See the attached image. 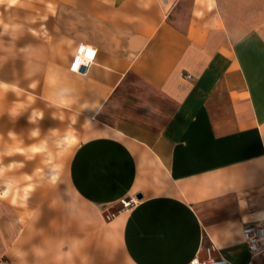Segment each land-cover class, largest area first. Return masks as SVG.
Segmentation results:
<instances>
[{
	"label": "crops",
	"instance_id": "obj_1",
	"mask_svg": "<svg viewBox=\"0 0 264 264\" xmlns=\"http://www.w3.org/2000/svg\"><path fill=\"white\" fill-rule=\"evenodd\" d=\"M42 2L13 10L23 29L0 37V83L84 130L69 196L35 206L24 247L78 237L88 264H190L211 241L248 264L242 229L264 224V0ZM79 46L94 51L86 73L69 69ZM12 242L0 264H15Z\"/></svg>",
	"mask_w": 264,
	"mask_h": 264
},
{
	"label": "rangeland",
	"instance_id": "obj_2",
	"mask_svg": "<svg viewBox=\"0 0 264 264\" xmlns=\"http://www.w3.org/2000/svg\"><path fill=\"white\" fill-rule=\"evenodd\" d=\"M33 1L35 5L43 3L42 0ZM0 11L3 10L0 9ZM18 18L21 19V16L19 15ZM34 18L37 23L41 17L34 15ZM57 107V104L43 102L37 96L25 92L13 94L0 90V138H2L0 139V151L6 150L7 147L18 142H22L21 146L28 147L39 144L41 141H46L49 149L48 153L39 154L32 160H28L22 155L4 158L5 164L11 161L24 163L25 166L14 173L15 175L33 174L36 169H42L34 181L39 186L28 201L27 210L29 212H32L43 199L62 198L61 194L69 196V189L64 182V177L72 153L82 139L84 126L74 115L59 111ZM38 113H42V116L37 115ZM34 130L39 131L38 137L31 136V132ZM9 132L16 134V141L9 138ZM66 135L69 137L68 146L64 150L56 148L57 142ZM54 175L58 177L55 185L49 183L50 178ZM129 200L125 199L105 209L103 212L105 219L107 215H117L127 210L125 203ZM21 211V209L10 208L5 204L0 209V213H2L0 214V230L4 229L8 221L15 220ZM8 234L7 231H4V236H9ZM1 247L2 242H0V249Z\"/></svg>",
	"mask_w": 264,
	"mask_h": 264
},
{
	"label": "clouds",
	"instance_id": "obj_3",
	"mask_svg": "<svg viewBox=\"0 0 264 264\" xmlns=\"http://www.w3.org/2000/svg\"><path fill=\"white\" fill-rule=\"evenodd\" d=\"M210 2L214 4V0H210ZM24 3L25 0H0V9L3 10L0 11V37L7 35L12 40L17 38V34L23 29V25L15 22L13 10L23 8ZM47 6L49 11H53L51 4ZM42 19L46 20L47 16L42 17ZM32 22L35 23V18ZM29 31L36 34L34 29H29ZM8 88L9 85L0 83V90H7ZM68 103L66 101L65 106ZM37 115L42 116V113ZM39 135L38 130L31 132L32 137H38ZM8 136L16 141L15 133L9 132ZM68 139L69 137L66 135L57 142L56 148L64 150L68 146ZM21 145L22 142H18L7 147L6 150L0 151V209L6 204L10 208L22 210L15 220L8 221L4 229L0 230V242L4 239V231H7L13 237L12 246L8 251L14 258L15 264H77V260L80 264H88V257L84 252L87 241L78 237L48 238L42 244H33L29 248L24 247L27 240L21 239V237L24 236L25 230L29 232L28 239L31 238L34 231L29 223L34 218V213L27 210L28 201L39 186L34 181L40 175L42 169H36L33 174L15 175L14 173L25 166L24 163L11 161L5 164L4 158L22 155L26 159L32 160L39 154L48 153L49 149L46 141L28 147ZM57 179L58 177L54 175L50 178L49 183L55 185ZM29 257L32 258L31 261Z\"/></svg>",
	"mask_w": 264,
	"mask_h": 264
},
{
	"label": "built area",
	"instance_id": "obj_4",
	"mask_svg": "<svg viewBox=\"0 0 264 264\" xmlns=\"http://www.w3.org/2000/svg\"><path fill=\"white\" fill-rule=\"evenodd\" d=\"M94 51L84 46H79L70 65L73 73H86L88 64L92 61ZM136 202L130 199L125 203V207L130 208ZM115 215H107L110 219ZM242 238L250 254L251 261L248 264H264V224H247L242 229ZM259 258L260 262L254 260ZM190 264H230L229 261L218 254L217 247L210 241L201 247L200 253L190 262Z\"/></svg>",
	"mask_w": 264,
	"mask_h": 264
},
{
	"label": "water",
	"instance_id": "obj_5",
	"mask_svg": "<svg viewBox=\"0 0 264 264\" xmlns=\"http://www.w3.org/2000/svg\"><path fill=\"white\" fill-rule=\"evenodd\" d=\"M136 198H137V199H141V198H142L141 194H137V195H136Z\"/></svg>",
	"mask_w": 264,
	"mask_h": 264
}]
</instances>
